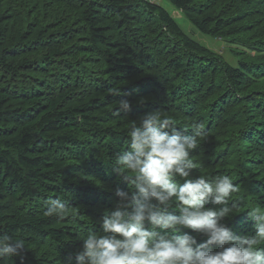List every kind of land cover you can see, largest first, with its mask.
Masks as SVG:
<instances>
[{"label":"trees","instance_id":"1","mask_svg":"<svg viewBox=\"0 0 264 264\" xmlns=\"http://www.w3.org/2000/svg\"><path fill=\"white\" fill-rule=\"evenodd\" d=\"M169 2L227 43L237 65L149 0H0V233L27 247L13 264H75L79 239L102 232L115 191L127 190L111 163L127 148L129 122L156 110L189 133L201 126L193 175L230 176L237 191L224 222L255 235L248 211L264 213V0ZM125 94L131 109L119 113ZM56 198L67 204L63 218L44 215Z\"/></svg>","mask_w":264,"mask_h":264},{"label":"clouds","instance_id":"2","mask_svg":"<svg viewBox=\"0 0 264 264\" xmlns=\"http://www.w3.org/2000/svg\"><path fill=\"white\" fill-rule=\"evenodd\" d=\"M126 95L117 102L119 113L131 109ZM203 134L199 124L189 133L157 110L129 122L127 148L111 163L127 190L115 191L114 207L98 221L102 232L88 230L79 239L75 264H264V213L248 211L254 236L236 235L224 222L233 216L230 199L237 191L231 177L193 175L192 153ZM66 212V202L56 198L47 201L44 215ZM182 229L206 239L198 244ZM26 251L23 239L0 233V264L23 260Z\"/></svg>","mask_w":264,"mask_h":264},{"label":"rangeland","instance_id":"3","mask_svg":"<svg viewBox=\"0 0 264 264\" xmlns=\"http://www.w3.org/2000/svg\"><path fill=\"white\" fill-rule=\"evenodd\" d=\"M155 2L162 7H164L177 21L186 34H188L195 41L200 42L203 46L208 49L220 54L223 58L230 64L236 66L238 59L234 54L230 52V46L220 39H214L212 37L203 35L200 33L188 20L185 16L177 10L169 0H149Z\"/></svg>","mask_w":264,"mask_h":264}]
</instances>
